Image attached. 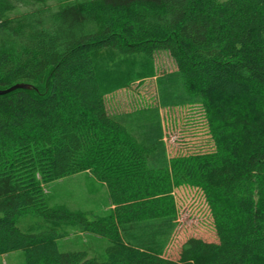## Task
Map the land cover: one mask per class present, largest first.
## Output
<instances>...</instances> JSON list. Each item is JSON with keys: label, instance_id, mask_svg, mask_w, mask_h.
Instances as JSON below:
<instances>
[{"label": "trees", "instance_id": "obj_1", "mask_svg": "<svg viewBox=\"0 0 264 264\" xmlns=\"http://www.w3.org/2000/svg\"><path fill=\"white\" fill-rule=\"evenodd\" d=\"M165 53L171 72L155 75ZM154 78L155 104L106 99ZM0 256L20 264H264V0H0ZM200 107L213 149L168 157L160 110ZM87 173L107 216L46 205L43 186ZM199 188L214 240L177 259L170 189ZM38 221L18 227L21 218ZM91 234L101 258L59 251Z\"/></svg>", "mask_w": 264, "mask_h": 264}, {"label": "rangeland", "instance_id": "obj_2", "mask_svg": "<svg viewBox=\"0 0 264 264\" xmlns=\"http://www.w3.org/2000/svg\"><path fill=\"white\" fill-rule=\"evenodd\" d=\"M154 73L161 75L171 72L174 65L165 53L155 55ZM106 103L113 112H129L155 104L154 78L142 82L127 83L125 87L107 97ZM163 138L168 157L209 153L213 149L207 133L202 111L198 106H184L160 110ZM46 205L64 206L69 210L91 213L88 219L107 216L111 206L102 185L92 180L87 173L76 174L61 180L48 182L43 186ZM173 204L174 234L168 244L164 257L176 260L179 246L188 237L213 241L210 212L202 191L188 185L172 186L169 192ZM39 219L27 215L18 222L23 228ZM69 235L56 243L59 251L85 250L88 257L101 258L106 240L91 234H78L66 228ZM23 262L21 251L0 256V264H20Z\"/></svg>", "mask_w": 264, "mask_h": 264}, {"label": "water", "instance_id": "obj_3", "mask_svg": "<svg viewBox=\"0 0 264 264\" xmlns=\"http://www.w3.org/2000/svg\"><path fill=\"white\" fill-rule=\"evenodd\" d=\"M27 88H28V85H25V84H15V85L10 86L7 89L0 90V95L9 93V92H11V91H13L15 89H27Z\"/></svg>", "mask_w": 264, "mask_h": 264}]
</instances>
